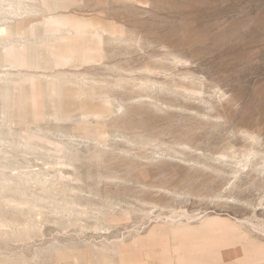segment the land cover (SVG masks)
Segmentation results:
<instances>
[{"label":"rangeland","instance_id":"obj_1","mask_svg":"<svg viewBox=\"0 0 264 264\" xmlns=\"http://www.w3.org/2000/svg\"><path fill=\"white\" fill-rule=\"evenodd\" d=\"M0 264H264V0H0Z\"/></svg>","mask_w":264,"mask_h":264},{"label":"bare ground","instance_id":"obj_2","mask_svg":"<svg viewBox=\"0 0 264 264\" xmlns=\"http://www.w3.org/2000/svg\"><path fill=\"white\" fill-rule=\"evenodd\" d=\"M204 249V248H203Z\"/></svg>","mask_w":264,"mask_h":264}]
</instances>
